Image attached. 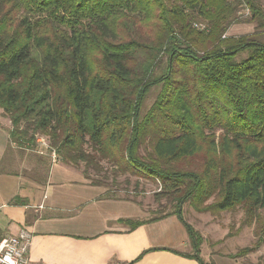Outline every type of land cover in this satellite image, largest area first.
Listing matches in <instances>:
<instances>
[{
    "label": "trees",
    "instance_id": "trees-1",
    "mask_svg": "<svg viewBox=\"0 0 264 264\" xmlns=\"http://www.w3.org/2000/svg\"><path fill=\"white\" fill-rule=\"evenodd\" d=\"M244 1L263 31L264 10ZM233 2L0 0L9 141L31 148L39 134L64 164L106 160L157 180L176 195L170 214L200 264L201 237L183 219V203L211 213L242 206L264 236L255 214L264 209V41L222 38ZM199 20L208 30L193 27Z\"/></svg>",
    "mask_w": 264,
    "mask_h": 264
},
{
    "label": "crops",
    "instance_id": "crops-1",
    "mask_svg": "<svg viewBox=\"0 0 264 264\" xmlns=\"http://www.w3.org/2000/svg\"><path fill=\"white\" fill-rule=\"evenodd\" d=\"M10 127L0 122V235L24 234L29 264H200L176 215L149 217L132 198L51 153H44L50 161L21 154ZM137 220L143 223L129 224ZM199 256L206 264H243L201 246Z\"/></svg>",
    "mask_w": 264,
    "mask_h": 264
},
{
    "label": "rangeland",
    "instance_id": "rangeland-1",
    "mask_svg": "<svg viewBox=\"0 0 264 264\" xmlns=\"http://www.w3.org/2000/svg\"><path fill=\"white\" fill-rule=\"evenodd\" d=\"M233 1L231 0V2ZM237 1L239 2L234 11L233 23L228 26L222 38L224 36L237 37L255 33L259 40L264 41V30L257 29L256 22L251 19L252 12L245 1ZM257 4L264 10V0H257ZM193 27L208 30L207 23L201 20L194 21ZM145 32L149 33L147 29H145ZM157 91L158 88L150 90L144 101L142 112H145L151 106ZM0 122H9L1 110ZM41 138L49 146L46 137L35 134L34 145L31 148L28 145L18 146V151L21 154L27 152L28 157L31 156L33 160L38 157L47 160L49 156H45L44 153L48 155L53 149L50 146L45 150L40 147L41 145L39 146L37 139ZM40 152H43L44 155ZM144 152L145 150L140 148L139 154L143 155ZM195 159L200 161L199 157ZM55 160H59L57 156ZM75 167L79 168L90 182L105 185L112 193L135 200L140 208L147 212L149 217L156 218L170 214L177 204L175 202L176 195L161 190L157 180L139 173H133L130 170L125 171L123 168L119 170L113 163L106 160L97 159L95 164L90 163L88 165L79 162ZM181 210L183 219L200 235V246L206 253H225L227 257L237 259L243 264H264V236L257 230L256 217L251 219L245 213L244 207L237 206L233 210L217 213L199 212L194 210L189 202H186L181 205ZM255 214H257V217L259 215L260 218H264V209L256 210Z\"/></svg>",
    "mask_w": 264,
    "mask_h": 264
},
{
    "label": "built area",
    "instance_id": "built-area-1",
    "mask_svg": "<svg viewBox=\"0 0 264 264\" xmlns=\"http://www.w3.org/2000/svg\"><path fill=\"white\" fill-rule=\"evenodd\" d=\"M37 142L44 149L48 148V144L41 138ZM51 157L54 160L56 153L54 150ZM24 234L18 236L0 237V264H29L27 256V242Z\"/></svg>",
    "mask_w": 264,
    "mask_h": 264
}]
</instances>
